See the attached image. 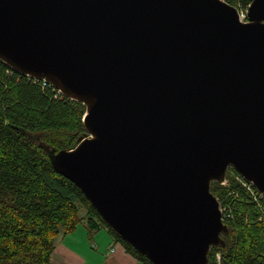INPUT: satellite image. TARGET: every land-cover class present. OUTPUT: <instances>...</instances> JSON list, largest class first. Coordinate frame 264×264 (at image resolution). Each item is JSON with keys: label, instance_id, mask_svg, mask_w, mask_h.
Returning <instances> with one entry per match:
<instances>
[{"label": "water", "instance_id": "1", "mask_svg": "<svg viewBox=\"0 0 264 264\" xmlns=\"http://www.w3.org/2000/svg\"><path fill=\"white\" fill-rule=\"evenodd\" d=\"M0 61L84 105L85 136L44 144L109 228L151 264L223 246L211 182L264 195V0H0Z\"/></svg>", "mask_w": 264, "mask_h": 264}, {"label": "trees", "instance_id": "2", "mask_svg": "<svg viewBox=\"0 0 264 264\" xmlns=\"http://www.w3.org/2000/svg\"><path fill=\"white\" fill-rule=\"evenodd\" d=\"M224 1L234 7L250 3ZM84 110L80 102L0 61V264H53L55 236L72 232L84 218L90 229L105 228L138 264H151L53 169L40 146L74 147L85 136ZM225 179V184L211 182L210 190L225 209L228 234L223 246L209 250L207 264H264V196H253L228 171Z\"/></svg>", "mask_w": 264, "mask_h": 264}, {"label": "crops", "instance_id": "3", "mask_svg": "<svg viewBox=\"0 0 264 264\" xmlns=\"http://www.w3.org/2000/svg\"><path fill=\"white\" fill-rule=\"evenodd\" d=\"M84 216V210H79ZM84 218L76 228L69 233H59L54 239V249L50 259L53 264H138L137 260L115 241L105 228L90 229V240L94 249L86 240Z\"/></svg>", "mask_w": 264, "mask_h": 264}, {"label": "built area", "instance_id": "4", "mask_svg": "<svg viewBox=\"0 0 264 264\" xmlns=\"http://www.w3.org/2000/svg\"><path fill=\"white\" fill-rule=\"evenodd\" d=\"M247 7H241V6H238L236 7L237 9V12H238V18L241 22H245L247 21ZM36 81H41L42 84H47L49 85L50 87H52L46 80H38V79H34ZM56 90V89H55ZM57 93L59 95L62 96V94L57 90ZM233 169L231 166L228 167V173L231 175V176H234V178L243 186L245 187L248 192H250L253 196L257 195L258 197H262L264 196L263 194L259 193L256 191V189L249 183V182H246L234 169ZM236 172V173H235ZM226 183V179L220 183V184H225ZM219 210H220V213H221V219L222 221L224 222V219L227 218V214L225 213V209L219 205ZM216 259L218 260L219 259V254H216Z\"/></svg>", "mask_w": 264, "mask_h": 264}, {"label": "rangeland", "instance_id": "5", "mask_svg": "<svg viewBox=\"0 0 264 264\" xmlns=\"http://www.w3.org/2000/svg\"><path fill=\"white\" fill-rule=\"evenodd\" d=\"M86 225H87V223L83 224V226H84L85 229H86V235H85V237H86L87 242L91 245V244H92V242H91V240H90L91 235L88 233V227H87ZM55 238H56V237H55ZM55 238H54V239H55ZM91 246H92L93 249H94V247H95V245H94V241H93V244H92Z\"/></svg>", "mask_w": 264, "mask_h": 264}]
</instances>
